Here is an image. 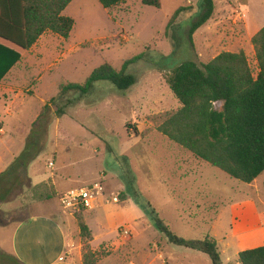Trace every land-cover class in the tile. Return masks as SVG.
I'll list each match as a JSON object with an SVG mask.
<instances>
[{
  "label": "rangeland",
  "instance_id": "374dc122",
  "mask_svg": "<svg viewBox=\"0 0 264 264\" xmlns=\"http://www.w3.org/2000/svg\"><path fill=\"white\" fill-rule=\"evenodd\" d=\"M213 1V15L193 35L192 49L185 38L186 27L200 14L201 0H160V9L145 6L141 0H128V5L111 10L103 9L97 0H73L63 12L74 21L69 38L46 33L26 52L21 68L27 69L28 75L14 92L21 90L27 98L17 115L4 120L6 135L11 136L6 138V147L0 146V169L9 166L24 150L42 106L62 86L82 84L105 63L120 70L125 61L144 54L143 59L127 66L126 73L136 79L133 87L120 92L108 81L97 82L86 96L77 98L66 109L63 117L53 116L43 148L28 166L32 185L51 180L56 194L101 183L108 194L117 195L116 206L122 209L119 213L114 212L102 224L96 223L95 217L88 219L95 238L93 247L97 248L99 239H113L99 243L94 251L97 262L102 260L100 264H211L204 254L166 242L141 209L123 196V189L118 190L123 187L121 181L131 180L142 200L173 234L188 240L215 236L221 263L237 264L234 246L228 248L222 240L228 214L212 229L216 209H211V195L226 202L238 200L248 190L247 184L196 160L153 131L146 120L179 107L161 71L169 72L184 60L206 63L221 52L243 50L256 76L250 40L264 27V0ZM180 7L187 10L176 23L184 30L175 31V40L171 41L164 35L165 26ZM68 98L76 99V95ZM15 129L16 133H11ZM27 187L13 201L0 204V212L18 222L35 212L51 210L53 216L63 215L61 221L69 230L68 237L77 242L74 218L59 199L38 204ZM90 215L85 212L84 221ZM127 220L137 222L136 230L135 226L123 225ZM115 224L123 226L115 229ZM10 229L0 227V252H11ZM122 237L125 241L134 239L132 248L120 243ZM0 264L10 263L0 260Z\"/></svg>",
  "mask_w": 264,
  "mask_h": 264
},
{
  "label": "trees",
  "instance_id": "16d2710c",
  "mask_svg": "<svg viewBox=\"0 0 264 264\" xmlns=\"http://www.w3.org/2000/svg\"><path fill=\"white\" fill-rule=\"evenodd\" d=\"M73 0H0V40L27 51L46 33L68 39L74 26L72 18L63 15ZM105 10H111L126 0H97ZM145 6L160 9V0H141ZM187 9L178 8L169 18L164 35L175 40V31L184 30L176 23ZM214 12L213 0H201V12L186 27L185 38L193 48V35L204 26ZM257 65L253 76L243 50L221 52L206 63L184 60L169 72L161 71L163 80L180 107L165 113L151 115L146 120L153 131L166 137L189 152L196 160L218 169L231 179L251 184L264 174V27L250 40ZM175 47V44L172 43ZM11 53L12 67L20 55ZM144 54L124 62L120 70L105 63L94 69L82 84H67L45 103L33 125L32 134L24 150L0 173V204L13 201L27 186L37 202L59 199L51 183L30 186L27 175L29 164L43 148L47 125L54 116L60 119L66 109L86 96L97 82L108 81L120 92L136 84L127 66L143 59ZM8 67L6 68L7 72ZM75 94L76 99H69ZM218 104V108L216 105ZM53 108V110H52ZM38 139V140H37ZM123 196L129 197L143 212L145 218L163 235L166 242L206 255L211 264H221L215 239L209 235L201 240H188L173 234L147 201L134 188L133 180L121 181ZM27 187V188H28ZM80 208L72 213L82 244L81 264H97L90 248L92 234ZM21 220L18 222L25 221ZM213 221V219H211ZM0 212V227L18 223ZM0 260L21 264L15 257L0 252ZM238 264H264V246L238 253Z\"/></svg>",
  "mask_w": 264,
  "mask_h": 264
},
{
  "label": "crops",
  "instance_id": "0c3cea01",
  "mask_svg": "<svg viewBox=\"0 0 264 264\" xmlns=\"http://www.w3.org/2000/svg\"><path fill=\"white\" fill-rule=\"evenodd\" d=\"M127 2L128 0L119 6L125 4L128 5ZM43 36H41L37 42ZM5 49L14 50L20 55L19 61L12 67L9 66L12 61L11 53L5 51ZM27 51L20 50L7 42L0 40V125L2 124V126H0V146L6 147L8 144V140H6V138L11 136L6 135L5 130L7 129V124H5V118H13L17 115L18 107H20L27 98L21 90H18V93L14 92L16 86L20 87L19 82L22 81V79H25L24 76L27 77L28 75L27 69L21 68L24 65ZM7 67L8 70L5 72ZM16 129L11 130V133H16ZM7 167V165H4L0 171H5ZM27 175L30 180V186H35L32 185L28 168ZM43 182H50L55 190L53 184L54 182L51 180ZM247 186L248 190L242 192L243 196L238 200L236 199L231 202L222 201L220 200V196L211 195V198H213L211 209H216L211 225L212 229L216 228V224H218L219 219L228 214V225L225 226V229L223 230L222 240L224 241L226 247L230 248L231 245L234 246L235 256H238V253L241 251L264 246V174L257 178L253 183L247 184ZM122 189H124V187H119L118 190ZM50 201L36 203L47 204ZM102 201L103 200L100 199L94 205L92 210L87 211L91 213L90 216L85 218V222L90 231L91 228L88 223V219L95 217V222L102 224L107 222V217L114 215V212L119 213V211L122 210L121 208H118L119 206H116L117 204L105 206ZM126 203L127 202H124L122 204ZM130 203L132 204V202ZM131 206L133 207L134 205ZM127 210H129V208H127ZM52 213L53 212L51 210L42 212V214L35 212L34 214L28 216L23 222L13 223L6 226L7 228H11L9 231L11 252L3 251V253L15 257L21 264H81L82 256L80 250L82 244L79 238L77 225L75 231L77 242H74V240L70 238L71 236L69 234V230L65 228L63 222L61 221L63 215H59L57 217L53 216ZM118 224L114 225L116 226L115 229L123 225H131L133 227L135 226L136 230L137 222L127 220L123 225L117 226ZM91 234L93 240L90 242V246L93 252L98 249L99 243H108L110 240H113L112 238H110V240L108 239L109 241H105L107 239H99L96 241L98 246L95 248L93 247L95 238L92 232ZM211 237L214 238L215 236ZM133 240H127V242L122 237L120 239V243H127L125 247L132 248ZM215 241L217 243L216 239ZM100 262H102V260L98 261L97 264H100Z\"/></svg>",
  "mask_w": 264,
  "mask_h": 264
},
{
  "label": "built area",
  "instance_id": "2783aa9c",
  "mask_svg": "<svg viewBox=\"0 0 264 264\" xmlns=\"http://www.w3.org/2000/svg\"><path fill=\"white\" fill-rule=\"evenodd\" d=\"M51 167L52 164L50 163ZM105 201V203L118 204L119 200L114 193L108 194L105 187L99 183L89 185L84 188H78L70 191L67 194H61L59 202L62 208L69 213L79 210L80 208L90 211L94 208V205L99 200ZM126 233V232H125Z\"/></svg>",
  "mask_w": 264,
  "mask_h": 264
}]
</instances>
